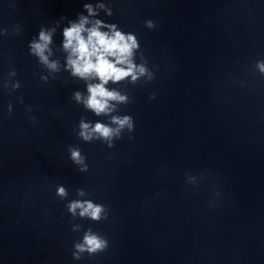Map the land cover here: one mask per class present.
Segmentation results:
<instances>
[{"label": "clouds", "instance_id": "obj_1", "mask_svg": "<svg viewBox=\"0 0 264 264\" xmlns=\"http://www.w3.org/2000/svg\"><path fill=\"white\" fill-rule=\"evenodd\" d=\"M98 9H102L107 16L113 15L110 4H106L104 0L95 5L92 2H85L83 11L78 14L77 19L69 20L68 25L63 27L62 32V48L67 54L65 69L70 71L72 76L85 82L98 81L87 83V96L77 91L72 98L77 103H82L86 109L91 110L96 116L101 114L110 115L117 110L118 104L129 103L127 94H121L115 88L105 87L109 81L114 84L122 81L135 84L144 76H148L149 80L153 79L146 67V62H136L138 53L143 59L138 36L133 32L124 31L117 23L106 22L98 18L100 15ZM85 12L87 15L84 14ZM63 19H66V17H61V20ZM59 23L60 21H57L56 25L59 26ZM144 24L148 29L157 26V22L151 19L144 21ZM55 31V27L45 28L42 26L38 31V35L29 42V54L34 56L40 65L51 72L59 71V61L50 59L52 56L50 45ZM4 32H6V29L0 30V35ZM256 68L261 74H264V60L257 61ZM9 75L15 76V70H11ZM129 78L131 79L129 80ZM41 79L46 81L47 77L42 76ZM20 86L19 81L11 84L13 90L20 88ZM154 98L153 94L150 99ZM8 109L9 114H11V103H9ZM111 125H115V127ZM134 127V119L131 115H111L109 124L99 121L91 124L81 119L79 136L85 142L101 139L107 143L109 148H112L114 139H120L121 133L125 129L132 133ZM129 139H132V137L129 136ZM69 151L70 159L78 165L79 172L86 173L89 170L88 164L85 163L86 157L81 154L80 149L70 148ZM77 195L82 197L86 193L83 189H78ZM56 196L60 200L67 198L68 193L63 185L57 186ZM66 208L73 218L88 219L95 223L108 219L107 206L96 203L91 199L71 200L66 204ZM80 227V225L75 224L72 230L78 231ZM73 248L72 257L79 260L85 253L93 256L106 251L108 240L98 232L88 228L84 231L82 239L74 243Z\"/></svg>", "mask_w": 264, "mask_h": 264}]
</instances>
